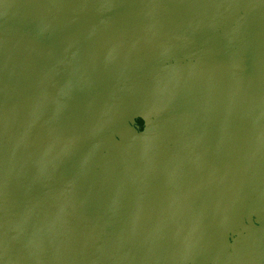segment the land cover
<instances>
[{
	"label": "water",
	"instance_id": "95a60500",
	"mask_svg": "<svg viewBox=\"0 0 264 264\" xmlns=\"http://www.w3.org/2000/svg\"><path fill=\"white\" fill-rule=\"evenodd\" d=\"M0 264H264V0H0Z\"/></svg>",
	"mask_w": 264,
	"mask_h": 264
}]
</instances>
